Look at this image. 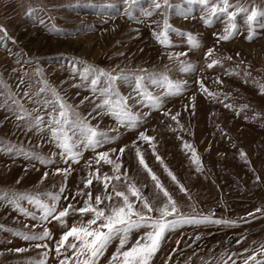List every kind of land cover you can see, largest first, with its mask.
Masks as SVG:
<instances>
[{
  "label": "rangeland",
  "instance_id": "1",
  "mask_svg": "<svg viewBox=\"0 0 264 264\" xmlns=\"http://www.w3.org/2000/svg\"><path fill=\"white\" fill-rule=\"evenodd\" d=\"M137 2L129 6L124 0H0V264L38 260L60 264L65 259L83 264L89 257L77 256L78 240L70 237L59 253L56 248L66 231L91 218L90 213L78 211L88 203L89 192L93 205L105 208L119 202L112 187L125 190V182L135 185L150 202L159 191L139 164L137 147L181 212L232 222L231 226L184 225L166 233L149 264H245V260L255 264L251 257L264 261V17L253 26V40L247 39L250 29L239 16L237 35L220 41L227 15L208 25L204 21L212 17L205 15L204 6L189 0H158L159 9L150 0ZM236 5L264 11V0H230V10L238 11ZM148 10L151 16L145 15ZM165 21L185 33L171 34L173 47L160 45L154 35L164 30ZM187 33L201 42L198 49L188 46ZM213 59L219 65L208 68ZM185 63L191 71L181 69ZM85 68L93 69L87 80L82 78ZM98 71L127 77L114 80L112 87L127 98V110L139 118L135 127L117 120L103 105L107 77H100L96 91L92 90L90 81ZM138 77H144L148 92L161 100L160 107H152L137 92ZM149 78L161 83L154 85ZM166 80L182 85L180 95H168ZM58 99L66 103L70 120L80 118L105 133L107 142L90 149L78 141L82 156L69 160L48 130L54 110L42 103ZM37 117L44 123L37 124ZM66 130L84 139L74 126ZM140 132L154 140L145 143ZM185 142L195 149L201 171L196 170ZM121 147L122 156L113 151ZM102 151L121 165V179L110 180L107 190H103L104 175L116 173L112 165L96 163ZM89 178L92 186L87 185ZM180 185L185 191L179 190ZM61 188L67 192L61 193ZM49 194L61 196L55 202L58 211L69 205L76 209H69L66 228L51 218L42 222L43 213L23 199L30 196L49 203ZM106 194L113 200L96 205L95 197ZM130 200L140 208L136 197ZM44 231L52 238L28 241L15 235ZM145 231H133L121 251L130 250ZM71 243L77 249L68 247ZM118 248L114 240L97 264H110Z\"/></svg>",
  "mask_w": 264,
  "mask_h": 264
},
{
  "label": "snow or ice",
  "instance_id": "2",
  "mask_svg": "<svg viewBox=\"0 0 264 264\" xmlns=\"http://www.w3.org/2000/svg\"><path fill=\"white\" fill-rule=\"evenodd\" d=\"M129 6L139 5L137 0H124ZM150 3L154 6L155 9L161 7L158 0H150ZM167 3V0H165ZM189 3H194L204 6L206 9L205 15L211 16L212 19H205V23L212 25L215 18L220 16L227 15L228 19L224 24V34L220 35L218 39L220 41H230L232 40L238 32V19L239 16L244 17V23L249 27L250 34L247 36L248 40H253L255 36L254 25L259 23L258 17H264V11H255L249 10L239 5L234 6L236 10H230V0H189ZM222 5V6H221ZM250 13V14H249ZM145 15L151 16L152 11L148 10L145 12ZM264 26V25H261ZM176 33L179 35H185V33L179 32L178 29L172 27L168 21H165L164 30L158 34H154L156 40L162 46L173 47L174 43L171 40V34ZM187 44L193 49H198L201 46V42L192 36L191 33H187ZM184 55V53H181ZM209 56H211V50H209ZM219 61L213 59L211 63L208 64V68H213L218 66ZM181 69L185 72L191 71L192 68L189 64L185 63L181 65ZM93 71L91 68H85L83 71L82 78L87 80L89 74ZM100 77H107L108 87L104 89L102 95L105 97L103 100V105L111 110V115L114 116L117 120H120L122 123L127 120L128 124L132 127L136 126V121L138 117L132 115L126 107L127 98L121 97L118 92H115L112 83L117 79H127V77H115L106 72H97V78L91 79L90 84L92 90L96 91L97 86L99 85ZM151 83L156 85L160 84L161 81L155 78H149ZM168 89V95L176 96L180 95L182 85L180 83H173L170 80L165 81ZM135 89L138 93H141L147 101L151 104L152 107H160L161 100L157 96L151 95L145 87L144 77H138L135 80ZM201 89L207 93V89L201 84ZM41 91H45L41 89ZM115 95L118 99L113 100L112 97ZM43 105H47L54 110V113L51 117L49 131L52 138L57 141L60 148L64 150V153L68 156L69 160H78L82 153L76 147L77 142L81 145H86L90 149H96L100 147L102 143L107 142L108 137L105 133L98 132V130L86 122L82 121L80 118L76 120L69 119V111L67 109L66 103L60 101L59 99L55 102L49 103L48 101L42 102ZM58 113V115H57ZM178 115V114H177ZM177 115H173L172 120L177 119ZM37 124L44 123L43 118L37 117ZM74 126L75 129H78L81 136L84 137L83 140L80 137L75 136V131L72 135H69V132L66 130L68 127ZM75 137V138H74ZM140 140L145 143H151L154 140V137L148 136L143 132L139 133ZM153 152H155V145H152ZM184 147L189 149L192 153L193 161L197 164V171L202 169L199 167L200 161L196 156V151L189 145L187 142L184 143ZM113 151L118 152L121 156L125 153V148L121 147L119 149H113ZM135 155L138 158V162L147 173L150 174L152 181L155 182V187L159 191L153 193V200L150 202L146 199L141 191L131 183L125 182L123 187L125 190H117L115 186L112 187V193L118 199V203L112 204L108 203L105 208L95 207L92 203L93 197L89 192L88 203L83 207L79 208L78 211L81 214H91V218L87 219L86 223H80L77 226H72L69 231H66L62 236L56 251L60 252L61 246L69 240L70 237L79 241V249L77 251V256L80 254H87L88 259L83 261V264H97L99 258L103 256L108 246L114 241L118 240L119 248L113 254L110 264H149L152 258L155 256L157 251L161 247V241L165 238L166 233H174L176 230L183 228L184 225H207V224H220V225H229L231 226L230 221L222 219H211L207 216L197 218L194 215H186L181 212L180 208L177 206V202L169 194V192L164 189L158 177L152 172V169L148 166L145 161V158L139 147L135 149ZM242 158H243V154ZM110 153L108 151H102L99 153L96 163L99 164L101 161L105 164L113 166V172L116 173L115 176L104 175L103 190H107L109 187L108 182L112 179L120 180L121 176L119 175L121 171V165L116 163L114 160L109 158ZM34 159H39V157H33ZM155 159L163 164V160L159 155L155 156ZM43 163L47 164L48 161L44 160ZM91 166V162H90ZM60 171V170H58ZM165 171L167 167L165 166ZM64 174L68 175L69 170H64ZM168 175L173 181H176V177L169 171ZM47 176V173H45ZM97 180L100 179L99 174L97 175ZM127 181V177L124 178ZM87 185L92 186L93 180L89 178L87 180ZM179 190L181 192L185 191L183 185H180ZM61 193L67 192L66 188L60 189ZM166 198V201L161 197ZM51 202L45 203L40 199H34L30 196L23 197L27 199L30 203L35 204L36 207L43 213L40 216V220L47 221L50 218L58 222L62 228L67 227L66 218L69 216V209L76 211V209L69 205L64 210H57V203L61 199L60 195L49 194ZM84 195V193H77V196ZM131 197H136L140 201V208L136 209L133 202L130 200ZM113 200V195L106 194L103 198L100 195L95 197V204L101 205L105 201L111 202ZM161 201L159 204L155 202ZM155 205V207H153ZM19 211L25 215H29L33 220L36 219V216L32 213L26 212L23 208H18ZM158 213L157 216H153V213ZM95 226V227H93ZM145 229L143 235L135 242L134 246L130 250H123L125 245L129 242L130 236L133 231L139 232V230ZM150 229V230H149ZM6 231H10L6 229ZM17 236H22L23 239L28 241L33 240H45L51 239L52 234L49 231H44L40 235H28L24 233H15ZM72 249H77L76 243H71L68 245ZM18 251H24V249H18ZM47 256V253H45ZM251 260L255 261V264H264V261L256 259V257H251ZM28 264H46L44 260L38 261H29ZM60 264H69L68 260H61ZM245 264H248V260H245Z\"/></svg>",
  "mask_w": 264,
  "mask_h": 264
},
{
  "label": "bare ground",
  "instance_id": "3",
  "mask_svg": "<svg viewBox=\"0 0 264 264\" xmlns=\"http://www.w3.org/2000/svg\"><path fill=\"white\" fill-rule=\"evenodd\" d=\"M80 44V43H79Z\"/></svg>",
  "mask_w": 264,
  "mask_h": 264
}]
</instances>
